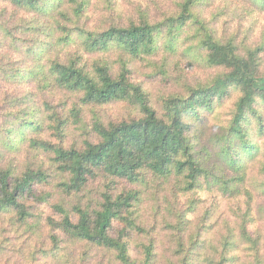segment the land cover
I'll return each instance as SVG.
<instances>
[{
    "label": "trees",
    "instance_id": "obj_1",
    "mask_svg": "<svg viewBox=\"0 0 264 264\" xmlns=\"http://www.w3.org/2000/svg\"><path fill=\"white\" fill-rule=\"evenodd\" d=\"M0 264H264V0H0Z\"/></svg>",
    "mask_w": 264,
    "mask_h": 264
},
{
    "label": "rangeland",
    "instance_id": "obj_2",
    "mask_svg": "<svg viewBox=\"0 0 264 264\" xmlns=\"http://www.w3.org/2000/svg\"><path fill=\"white\" fill-rule=\"evenodd\" d=\"M192 73L202 74L201 69L190 70ZM142 80L147 82L148 87L153 92L155 98L161 97L162 95L169 93L174 90L172 83H166L160 77H142Z\"/></svg>",
    "mask_w": 264,
    "mask_h": 264
}]
</instances>
